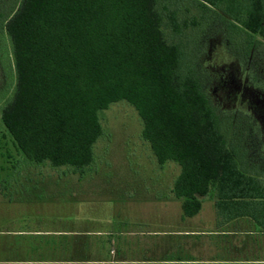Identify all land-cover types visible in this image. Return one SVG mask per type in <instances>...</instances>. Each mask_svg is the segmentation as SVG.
I'll return each mask as SVG.
<instances>
[{
    "label": "trees",
    "instance_id": "16d2710c",
    "mask_svg": "<svg viewBox=\"0 0 264 264\" xmlns=\"http://www.w3.org/2000/svg\"><path fill=\"white\" fill-rule=\"evenodd\" d=\"M177 2L11 0L0 11V28L16 82L2 123L27 161L83 172L103 135L100 113L126 102L158 164L180 169L172 193L183 219L199 215L213 196L217 228L246 221L264 238V178L248 167L250 152L226 137L185 45L165 34L166 27L180 36L187 26L179 23ZM194 3L220 10L249 39L264 38V0Z\"/></svg>",
    "mask_w": 264,
    "mask_h": 264
},
{
    "label": "rangeland",
    "instance_id": "374dc122",
    "mask_svg": "<svg viewBox=\"0 0 264 264\" xmlns=\"http://www.w3.org/2000/svg\"><path fill=\"white\" fill-rule=\"evenodd\" d=\"M177 1L187 26L180 36L166 27L165 34L185 45L226 137L250 152L248 167L264 178V38L234 30L220 10ZM10 2L0 0V11ZM15 79L0 28V264H264V238L250 224L217 228L213 196L199 215L182 218L172 193L180 169L158 164L126 102L100 113L103 135L85 171L27 161L1 120Z\"/></svg>",
    "mask_w": 264,
    "mask_h": 264
},
{
    "label": "crops",
    "instance_id": "0c3cea01",
    "mask_svg": "<svg viewBox=\"0 0 264 264\" xmlns=\"http://www.w3.org/2000/svg\"><path fill=\"white\" fill-rule=\"evenodd\" d=\"M201 213V212H200ZM242 222V221H241ZM242 223H246V221H244V222H242ZM253 232H257V231H255V230H253ZM258 235H261V234H258ZM262 237V236H261ZM94 247H96V246H94ZM60 249V248H59ZM70 249H76V246H72V247H70ZM96 249V248H95ZM67 250V249H66ZM98 252V251H97ZM104 262L105 260H97V258L95 259V261H93L95 264H98L99 262ZM107 261V260H106ZM101 262V263H102Z\"/></svg>",
    "mask_w": 264,
    "mask_h": 264
}]
</instances>
